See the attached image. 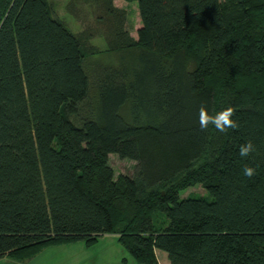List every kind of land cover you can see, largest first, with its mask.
<instances>
[{"label": "trees", "instance_id": "1", "mask_svg": "<svg viewBox=\"0 0 264 264\" xmlns=\"http://www.w3.org/2000/svg\"><path fill=\"white\" fill-rule=\"evenodd\" d=\"M115 1L137 5L135 38L117 34L137 63L105 76L78 128V39L45 0H0V259L112 235L139 264H264V0ZM201 105L232 106L239 129L202 131ZM109 155L134 175L114 179ZM196 186L210 199L181 198Z\"/></svg>", "mask_w": 264, "mask_h": 264}, {"label": "rangeland", "instance_id": "2", "mask_svg": "<svg viewBox=\"0 0 264 264\" xmlns=\"http://www.w3.org/2000/svg\"><path fill=\"white\" fill-rule=\"evenodd\" d=\"M110 1L45 0L52 18L59 21L78 39L83 54V70L89 79V95L86 101L78 106L76 115L69 116V121L78 128L82 127L84 119L91 117L92 107L96 104L98 86L105 76L111 70L119 68L121 64L137 63V57L131 54L133 50L128 53V49L117 40L118 33L135 38V32L139 27L137 5L132 3L135 9L126 6L127 3L123 1H120L122 2L120 4L112 0L111 7ZM123 112L126 113V109ZM108 165L116 179L119 176L132 177L136 163L120 159L116 155H109ZM186 197L210 199L200 186L190 188L181 194V198ZM153 223L156 229L164 228L168 224L162 213L153 215ZM84 247L82 242L66 247H46L26 262L61 263L75 258L83 259L84 256L89 258L91 251L85 250Z\"/></svg>", "mask_w": 264, "mask_h": 264}, {"label": "crops", "instance_id": "3", "mask_svg": "<svg viewBox=\"0 0 264 264\" xmlns=\"http://www.w3.org/2000/svg\"><path fill=\"white\" fill-rule=\"evenodd\" d=\"M81 243V242H79ZM77 244V243H74ZM70 244V245H74ZM63 245V247L70 246ZM85 246V245H84ZM90 250V257L83 259H72L65 262H52L45 264H139L127 253V251L118 243L117 238L112 235L100 237L91 247H84ZM72 250V249H71ZM155 256L158 264H170L167 254L160 250H155ZM0 264H34L33 262H20L5 257L0 259Z\"/></svg>", "mask_w": 264, "mask_h": 264}, {"label": "clouds", "instance_id": "4", "mask_svg": "<svg viewBox=\"0 0 264 264\" xmlns=\"http://www.w3.org/2000/svg\"><path fill=\"white\" fill-rule=\"evenodd\" d=\"M235 111L232 106H228L214 114H210L207 107L201 105L199 108V127L202 131H206L209 129V126H212L222 134H226L229 130H237L240 124L238 120L234 119ZM254 153H257V147L251 140L241 144L239 147V156L242 159H246ZM243 175L249 179L252 178L256 175V167L245 164Z\"/></svg>", "mask_w": 264, "mask_h": 264}, {"label": "water", "instance_id": "5", "mask_svg": "<svg viewBox=\"0 0 264 264\" xmlns=\"http://www.w3.org/2000/svg\"><path fill=\"white\" fill-rule=\"evenodd\" d=\"M1 22H2V21H1V17H0V25H1Z\"/></svg>", "mask_w": 264, "mask_h": 264}]
</instances>
